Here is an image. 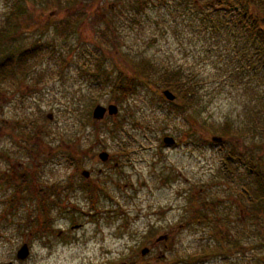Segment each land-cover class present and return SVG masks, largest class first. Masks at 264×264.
Wrapping results in <instances>:
<instances>
[{"label": "rangeland", "instance_id": "374dc122", "mask_svg": "<svg viewBox=\"0 0 264 264\" xmlns=\"http://www.w3.org/2000/svg\"><path fill=\"white\" fill-rule=\"evenodd\" d=\"M208 2L0 0L14 54L0 74V264H264L247 172L264 173L263 56L240 52L239 15ZM132 61L156 69L150 86L130 80ZM173 67L199 91L191 108L161 94ZM97 104L117 114L94 119Z\"/></svg>", "mask_w": 264, "mask_h": 264}, {"label": "trees", "instance_id": "16d2710c", "mask_svg": "<svg viewBox=\"0 0 264 264\" xmlns=\"http://www.w3.org/2000/svg\"><path fill=\"white\" fill-rule=\"evenodd\" d=\"M255 1L256 6L253 9H247L245 7L246 4ZM218 6L220 8H223L227 11H232L233 14L236 16L239 15L236 19V24H239L238 28H244L246 30L247 36L240 37L241 46H239L238 50L240 52H246L248 48L245 47V45H252L254 48L256 47V55H260L259 57H264V0H209L207 9L212 11H217ZM142 9V5H138L136 7L137 12H139ZM63 25L60 30H65ZM212 26V24H211ZM245 44V45H244ZM34 47L27 48L26 51L33 55L34 52L32 51ZM24 52V51H23ZM262 57V66L264 64V58ZM24 58V57H23ZM14 59V54L11 53V51L8 49L1 50L0 49V74L2 71H5L8 67H12ZM248 59V58H246ZM131 68L133 69V73L135 76H131L130 80H133L136 76H143V82L145 85L150 86L152 83L149 82L150 75H148V72L153 70V72H156V69H151L149 67L150 64L146 65L144 62L141 63H134L133 61L129 63ZM257 64L254 63V67ZM13 70V69H12ZM164 75V73H163ZM145 77V78H144ZM183 73L180 67H173V69H167L166 74L161 77V82H164V86L168 87L169 90L176 96V100L172 101V105H176L178 107H182V105H186L184 109L191 108L194 105L193 102V95L198 94V89L191 83L186 81H183ZM126 76H124V73L120 74V77L118 76V79L114 82V90H119L120 94L127 95L128 93H131L132 85L124 80ZM160 78V77H159ZM182 81V82H181ZM184 82V83H183ZM167 88V89H168ZM155 91V90H154ZM199 100L200 98L197 97ZM202 112V111H200ZM203 131L204 127L202 126ZM230 126L225 125L223 127L224 134H229ZM200 137V134H199ZM229 162V160H228ZM79 163V162H77ZM230 164V162H229ZM248 170H252L253 173H255V181L257 183L255 187V196L259 202L263 200L264 198V173L256 171L251 166H248ZM246 189V188H245ZM258 206H256V209ZM254 217V215H253ZM257 218V217H254ZM235 248L238 246V243L234 244ZM223 250L215 249L212 251L213 255L221 254ZM203 253V252H202ZM202 257V254L200 255Z\"/></svg>", "mask_w": 264, "mask_h": 264}, {"label": "water", "instance_id": "95a60500", "mask_svg": "<svg viewBox=\"0 0 264 264\" xmlns=\"http://www.w3.org/2000/svg\"><path fill=\"white\" fill-rule=\"evenodd\" d=\"M162 94L168 99V100H175L176 99V96L168 89H165L162 91ZM117 106L115 104H108L106 107L100 105V104H97L94 108H93V111H92V118L94 119H97V120H101L105 114L107 113L108 115H114V114H117ZM49 118H51V115H48ZM212 141H218L220 142L221 141V137L219 136H212L211 137ZM164 142L166 144H172L173 143V138H170V137H165L164 138ZM108 157V153L106 151H101L98 153V158L101 160V161H106ZM82 174L87 177L88 175V171L87 170H83L82 171ZM161 238H164V237H159L157 239L158 240H161ZM146 251H148L147 248H143L141 250V254H145ZM29 255V247L27 245V243H23L20 248L17 250V253H16V257L19 258V259H25L27 258Z\"/></svg>", "mask_w": 264, "mask_h": 264}, {"label": "flooded vegetation", "instance_id": "af4514ba", "mask_svg": "<svg viewBox=\"0 0 264 264\" xmlns=\"http://www.w3.org/2000/svg\"><path fill=\"white\" fill-rule=\"evenodd\" d=\"M72 6H75V4L74 5H72ZM71 9H73V8H68V9H66V12H68L69 10H71ZM75 10V7H74V9L72 10V11H74ZM248 60V59H247ZM250 64V63H249ZM248 67H250V66H248ZM263 67H264V64H263ZM263 77H264V74H263ZM262 77V78H263ZM109 156V155H108ZM109 158V157H108ZM108 158L106 159V161L108 160ZM79 167L80 166H78V164H75L74 165V170L77 172L78 171V169H79ZM81 173V172H80ZM81 175H82V173H81ZM83 176V175H82ZM90 177H91V173L88 171V175H87V177H85V178H87V181H89L90 180ZM95 190H97V189H95ZM98 191V190H97ZM95 192V191H94ZM94 192H92V194L94 193ZM41 193L43 194V195H45L46 193L47 194H49V193H54V192H52V191H50V188H45V187H42L41 188ZM41 195V194H40ZM60 233V232H59ZM148 253V252H147ZM146 254V253H145ZM144 254V255H145ZM144 255H142V256H144Z\"/></svg>", "mask_w": 264, "mask_h": 264}]
</instances>
